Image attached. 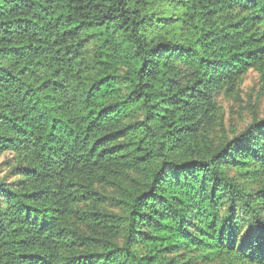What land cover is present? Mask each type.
Wrapping results in <instances>:
<instances>
[{
    "label": "trees",
    "instance_id": "trees-1",
    "mask_svg": "<svg viewBox=\"0 0 264 264\" xmlns=\"http://www.w3.org/2000/svg\"><path fill=\"white\" fill-rule=\"evenodd\" d=\"M264 0H0V264H264Z\"/></svg>",
    "mask_w": 264,
    "mask_h": 264
},
{
    "label": "rangeland",
    "instance_id": "rangeland-1",
    "mask_svg": "<svg viewBox=\"0 0 264 264\" xmlns=\"http://www.w3.org/2000/svg\"><path fill=\"white\" fill-rule=\"evenodd\" d=\"M241 100L232 101L220 97L219 101L224 111V125L228 133L231 130H242L254 116L264 118V80L250 72L242 87ZM11 155L6 153L0 156V180L12 182L14 179L9 176L8 163L11 162Z\"/></svg>",
    "mask_w": 264,
    "mask_h": 264
}]
</instances>
